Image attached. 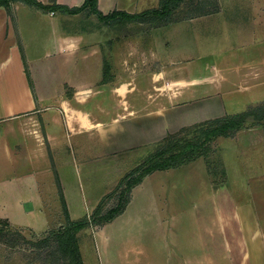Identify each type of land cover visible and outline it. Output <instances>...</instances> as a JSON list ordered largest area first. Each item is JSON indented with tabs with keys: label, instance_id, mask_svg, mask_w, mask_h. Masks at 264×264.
<instances>
[{
	"label": "rangeland",
	"instance_id": "obj_1",
	"mask_svg": "<svg viewBox=\"0 0 264 264\" xmlns=\"http://www.w3.org/2000/svg\"><path fill=\"white\" fill-rule=\"evenodd\" d=\"M158 2L160 0H149V6H159ZM168 2L165 9L173 10L169 20L155 16L132 19L119 16L102 20L88 9L77 15L56 19L57 25L52 26L47 20L39 25L47 29V34L56 30L60 35H67L70 45L68 62L62 65L60 59L55 58L58 61L56 63L54 59L52 66L38 65L31 70L25 67L26 83L33 93L32 100L38 103V107L50 109L49 119L44 116V119H31L29 114L33 111H25L30 101L28 98L16 100L21 102L19 109L22 111L15 115L19 118L16 122L62 123L58 115L63 117L65 125L67 122L71 127L73 124L78 125L79 120L87 124L93 122L99 124L102 132L99 135L92 127L86 126V129L80 128L70 133L68 145L54 140L49 143L45 141L44 159L23 163L17 173L0 170V176L3 177L0 178V217H8L12 223L8 228L3 223L6 221H0V264H71L64 261L54 240L40 244L51 238V231L62 230L67 226L64 211L61 210L62 202L54 204L51 201L43 205L44 209L32 210L31 207H20L10 201L9 192H12L15 180L8 178H23L33 174V171L37 172V180H34L39 183L38 189L43 188V198L53 197L56 191L55 171H58L72 200L71 219H90V226L79 234L83 264L238 263L234 254L237 251L236 237L231 233L226 234V227H222L223 222L227 226L238 215L229 195L220 187L225 182V168V175L230 178L234 176V180L229 179V182L236 181L239 157L236 156V146L226 141L221 144L220 137L204 143L203 132L185 131L195 125L182 126L194 120V110L199 105L193 103L192 111L180 107L166 111L163 116L149 114L145 118L129 120L123 112V100L114 102L104 98L100 103L105 108L110 106L109 113L95 112L96 101L92 96L98 89L103 88L110 78H115L117 87L124 82L125 54L130 50V40L136 47L139 43L135 38H143L145 49H155L149 41L153 30L167 21L183 19L190 12L192 15L223 12L220 15L213 14L212 19L205 20L206 23L200 21L197 23L199 28L193 29L192 37L200 42L196 58L202 59L196 62L223 68L224 65L235 63L241 44L256 43V46L264 48V26L254 22V30L248 26L244 29L243 26V32L238 26L244 23L243 16L249 13L264 15V0ZM255 31L256 41L253 38ZM52 51L49 48L35 51L33 48L28 55L37 59ZM151 65L149 62L145 66V72L155 69ZM133 67H141L140 62L134 61ZM46 72L48 75L49 72L53 73L51 83L49 77L45 78ZM9 75L4 74L6 77ZM225 101L230 107L231 101L237 102V99L225 98ZM77 108L83 109L86 116L70 112ZM257 111L258 108L255 109L256 114ZM53 133L59 134L60 131L54 130ZM72 136L76 137L74 141L71 140ZM167 137H175L176 140L186 138L199 149H188L184 157L188 159H183L178 166L155 171L142 178L150 162L165 158L158 155L157 150L168 149L169 142L165 145L162 143ZM0 160H3L1 153ZM67 166L71 167L70 171ZM135 180L140 182L134 184ZM24 181L19 183V191L22 199L27 200L36 188L29 187ZM49 184L50 188H44ZM241 186L242 182L238 180L237 188ZM101 203L102 208L94 216V211ZM125 205L123 213L107 223L112 217L111 212L121 210ZM11 229L23 232L33 242L28 244L20 241ZM227 229L232 230L230 227Z\"/></svg>",
	"mask_w": 264,
	"mask_h": 264
},
{
	"label": "crops",
	"instance_id": "obj_2",
	"mask_svg": "<svg viewBox=\"0 0 264 264\" xmlns=\"http://www.w3.org/2000/svg\"><path fill=\"white\" fill-rule=\"evenodd\" d=\"M36 1L44 6L75 9L81 8L86 0ZM96 1L97 9L104 16L113 12L137 16L158 10L164 0H160L159 6L155 7L149 6V0ZM222 13L216 11L211 14L196 13V15H192L190 12L183 19L156 27L151 39L149 38L150 44L154 45L155 49L152 47L145 49L143 38H135L139 43V46L136 47L130 40V50L125 54L124 82L117 87L115 78H110L103 88L98 89L92 96L96 101L95 112L98 111L102 114L107 111L106 113H109L110 106L105 108L100 103V100L104 98L112 99L114 102L117 99L123 100V112L129 120L138 117L145 118L149 114L163 116L166 111H174L180 107L192 111V104H198L199 107L194 110L196 111L194 120L182 125L185 126L215 119L233 118L250 113L264 104V48L256 46V43L241 44L237 51L235 63L224 65L223 68L196 62L197 60L202 61V59L201 57L196 58L197 47L200 42L192 37L193 29L199 28L197 23L200 21L206 23L212 19L213 14L220 15ZM238 13L241 15L240 12ZM69 16L60 10L46 11L17 0H11L8 8L0 7V153L3 158L0 160V163L2 162L0 164L1 171L8 170L10 173L12 171L17 173L23 163L44 159L46 156L45 141L49 143L54 140L68 145L70 133L76 132L80 128L92 127L101 135L102 130L99 124L90 121L87 124L79 120L78 125L73 124L71 127L68 122L65 125L63 117L58 115L56 116L60 120L62 119V123L61 121L50 124L48 122L45 124L16 122L19 118L15 115L17 112H22L19 109L21 102L16 100L28 98L30 101H28L25 111H33L29 114L30 118L36 119L44 116V118L49 119L48 112L50 109L48 107L43 109L40 105L38 107V103L32 100L33 93L26 83L25 67L27 66L31 70L38 65L52 66L56 59H60L62 65L68 62L67 51L70 45L67 42L69 40L67 35H60L56 30H51L52 32L47 34V29L44 30L39 25L47 20L53 26L56 24V19ZM247 19L248 23L246 22ZM243 22V24L238 25L241 32H243V26L244 29L248 26L254 30L256 27L255 25L253 28L254 22L264 26V15L257 12L249 13L247 16H243ZM256 34L255 31L253 35L255 41L256 37L254 36ZM46 40L48 43H45ZM46 44L48 46H41ZM33 48L35 51L48 50V48L49 50L53 49V51L51 54L45 53L43 58L32 59L28 52ZM134 61L140 62L141 67L134 69ZM149 62L152 64L151 66H155V69L145 72V66ZM4 74L10 75L6 77ZM44 75L45 78L49 77L48 81L51 83L53 73L49 72L48 75L46 72ZM35 91L37 92V90ZM74 96L75 94L72 96L73 99ZM225 98L227 100L237 99V102L231 101V106L228 107ZM149 105H151V110H149ZM70 112L84 116L87 114L80 108L72 109ZM66 115L67 117L70 116L69 114ZM54 130L60 131V133L54 134ZM74 139L76 137L72 136L71 140L74 141ZM219 141L221 144L226 141L228 144L231 143L236 146V156L239 157L238 161L240 162L234 183L229 182V179L234 180V176L230 178L227 174L225 175L226 168L224 171L225 182L221 184L220 188L226 195H229L238 218L232 220L227 226L223 222L222 227H226V234L231 233L236 237L237 251L234 254L237 264H264V119L248 116L242 128L229 137H221ZM252 154L254 155L252 156ZM67 168L70 171L71 167L67 166ZM36 173L33 171V174L23 178L21 176L8 178L15 180L12 192H9L10 201L20 205V207L40 210L44 209L43 205L45 206L51 201L54 204L55 202L61 204V195L63 194L70 214V202L72 200L70 201L68 197L60 173L55 171L56 191H54L52 198H43V188L38 189L39 183L34 180L37 178ZM0 178L3 177L0 176ZM21 180H25L24 183H27L29 187L36 188L35 193H31L27 200L22 199V194L19 191ZM238 180L242 182L241 188H237ZM48 186L50 184L44 188H50ZM61 210H63L62 204ZM0 220L12 224L8 217H0ZM228 227L232 230L229 231Z\"/></svg>",
	"mask_w": 264,
	"mask_h": 264
},
{
	"label": "trees",
	"instance_id": "obj_3",
	"mask_svg": "<svg viewBox=\"0 0 264 264\" xmlns=\"http://www.w3.org/2000/svg\"><path fill=\"white\" fill-rule=\"evenodd\" d=\"M11 0H0V7H9V2ZM21 1L27 5L30 6H35L38 7L42 10L46 11H56L60 10L64 14L68 15H77L80 12H83L84 10H90L93 14L98 16L102 20H109V19H115L119 16H122L125 19H132V18H137V17H143V16H155L157 18L161 19H166L169 20L171 19V16H173V10H167L165 9L167 7L168 1L164 0L162 5H161V10H154L150 13L144 14V15H137V16H130L122 12H113L112 14L108 16H104L98 9H97V1L96 0H86L85 4L81 8H75V9H68L64 7H57V6H44L43 4L37 2L36 0H17ZM182 0H174L175 4H179ZM174 4V7L176 8V5ZM174 8V9H175ZM176 21V20H175ZM173 21H167L163 25H167ZM258 114V115H257ZM257 114L254 111L247 113V114H242L233 118H225V119H215V120H210L206 121L197 125L192 126V128H189L185 131L188 132H203L205 141L204 143H209L211 140L214 138L218 137H229L230 135L234 134L238 129L242 128L244 126V121L248 116H253L255 119H264V104L260 105L258 107ZM183 133V132H182ZM181 135V134H180ZM186 141V142H185ZM168 149H162V150H157L158 155L165 156V158L161 161L157 162H150V167L145 170V175L142 177L144 178L145 176H148L152 174L155 171H160V170H168L171 168H174L179 165V163L182 162L183 159H185V152L192 148L194 151L199 149V146L190 143L186 138H180L177 139L175 137H167L162 141L165 145V143H168ZM184 143V144H183ZM203 143V142H202ZM161 144V143H160ZM182 144L183 146H181ZM168 153H170L168 155ZM153 158V157H152ZM151 158V161H152ZM186 158L185 160H187ZM184 160V161H185ZM183 161V162H184ZM130 175V174H129ZM128 176V175H127ZM130 177V176H129ZM127 177V178H129ZM126 178V177H125ZM141 178V179H142ZM140 179V180H141ZM139 183V180H135L134 184ZM130 189H132L130 187ZM62 194V193H61ZM61 200H62V205H63V211L67 220V226L58 231H51L50 236L51 240L49 238L41 241L42 244H48L50 241H53L57 243L58 245V251L61 254L62 258H64V261L67 263L69 261L71 264H83V259H82V254L80 250V244H79V234L83 232L85 229H87L90 224V219L85 218L81 221H72L70 218V214L68 211V207L66 205L64 195H61ZM102 203L97 207V209L94 211V216L99 213V210L102 208ZM126 205L123 207L121 210H113L111 213L112 217L110 216V221L107 223L113 221L115 218L120 216L123 211L125 210ZM1 221V220H0ZM4 226L6 227H11V225L8 222H3ZM2 230H0V233ZM12 231V229H11ZM13 234L17 235L19 240H23L25 243H32L33 240L27 239V237L24 235L23 232L21 231H16L13 230Z\"/></svg>",
	"mask_w": 264,
	"mask_h": 264
}]
</instances>
